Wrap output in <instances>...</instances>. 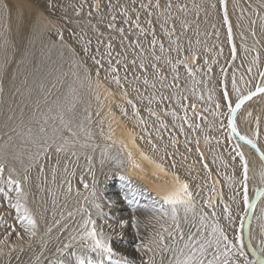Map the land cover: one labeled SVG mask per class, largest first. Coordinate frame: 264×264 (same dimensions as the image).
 I'll use <instances>...</instances> for the list:
<instances>
[{"label":"snow or ice","instance_id":"obj_1","mask_svg":"<svg viewBox=\"0 0 264 264\" xmlns=\"http://www.w3.org/2000/svg\"><path fill=\"white\" fill-rule=\"evenodd\" d=\"M86 0H82L79 6L72 5L76 8L75 15L79 16L81 11H83L84 3ZM135 3V0H133ZM223 5V22L227 26V38L231 43V59L234 62L237 58V47L233 41V31L232 23L229 19L227 0H220ZM31 0H4L2 8L9 18L16 14V16L23 20L27 18V14L31 11ZM99 13L100 11V0H94L93 5ZM110 7H114L111 4ZM48 7L50 9H55L56 5L54 0H48ZM140 9L147 10L148 17L154 15L153 10L160 9V0H148L147 3L141 2L139 5ZM172 5L169 2L167 8L171 9ZM213 8L216 7L215 4L212 5ZM151 9V10H150ZM183 10V8H181ZM136 13L135 20L129 14V10L126 7L121 8L123 19V24L129 25V32L132 31V26L138 30L139 35L143 36L151 30L152 40L150 43V49L154 61H160L161 57L157 56L156 44L157 39L155 35V30L152 28V20L148 19L146 21L148 28L141 27L140 24V12L135 8L132 9ZM256 15H259L258 10H255ZM43 17L46 27L49 30L54 29L55 34L58 36L60 44L62 47H69L70 51L74 56L77 55L75 48L65 43L64 31L61 26H58L57 22L44 16L43 13L39 14ZM89 17L92 16V12L87 13ZM163 15V13H161ZM159 18V17H157ZM67 20L66 17H64ZM264 19V18H262ZM116 16L112 15L111 22H109L106 27L115 33L119 34V43L122 47L125 45L127 40V35L124 27H117ZM72 23V21H68ZM79 25V21L75 22ZM89 23L91 21L89 20ZM256 21L253 20L252 24ZM161 28L165 35L169 37L171 44L176 47L177 53L183 51L181 46L178 44V38L176 40L172 39V32H169L164 25L161 24ZM94 31L98 33V38L96 40L95 51L92 50V40L87 37V33L81 28L80 32L69 30L72 37L76 39V42L80 45L81 51L84 56L92 61L93 68L87 67L86 59L76 60L75 67L77 69L83 68V77L81 78L78 72H73L76 80L80 83L81 87L87 86L88 90L92 92L97 101H108L109 98H114L116 96V91L113 87L118 90L120 98L123 103L117 105L121 115L129 120H134L135 125L141 130L139 137L134 132H129L131 147L139 148L136 141L137 138L145 140L146 143L151 145L153 152L162 151L157 143L153 142V133H155V139L162 141L164 137L161 135V131H166L168 125L161 118L157 111H154L152 107L146 109L149 117H154L155 122L159 124L158 128H152L148 119H145L141 115V109L138 107L137 100L143 102L148 101L149 105L153 103H163L168 97L160 93L159 96H145L141 93L139 88H133L136 92V99L129 97L128 88L125 86L126 83H131L128 81V62L127 52L125 51L123 55L121 52H115L113 40L116 39L115 36H110L107 42L99 37L104 35L100 32L98 28L93 26ZM175 29L173 28V31ZM252 36L255 37V31L252 30ZM258 43V41H257ZM104 45V50L101 52L100 46ZM129 48H139V54L136 59H132L130 63L134 67H139L145 73H147V67L145 65L142 57L144 56V48L140 46V41L137 38L135 45L131 42L128 43ZM159 50L161 53L165 52L163 43H160ZM223 49L220 50L222 53ZM244 51L248 52L247 46L244 47ZM255 51V49H252ZM137 59H140V63L137 65ZM189 59L193 62L199 59L195 51L191 52L190 57L184 56L182 59L177 58L175 63H173L171 57L166 58L165 63L171 66L173 75V82L179 79V73L177 68L179 65H183L188 76L192 79L194 85L203 84L205 90L207 91V97L203 94H199L197 98L200 101H207L210 105H214L211 109L212 115L219 120L218 131H221V135L228 141H231L232 151L229 152V156L232 161L235 162L239 158L241 166V176L239 179L235 175L231 177H226L228 180V188L231 195L228 196V203L224 202L225 193L223 191H217L215 187V182L209 187L206 197H201L202 202H198L194 197V193L188 180L181 179L180 175L175 171L178 167L177 161L173 159L171 161V172L172 176V186L169 190L164 191L163 194L157 193L155 196L150 197L151 203L144 204L140 206L137 197L144 195L147 190L141 187L134 186L130 180L124 175H120V179L127 181L126 191L122 199L127 201L128 204L132 205L131 211L132 215L130 221L128 219H119L117 221L118 229L113 228L112 224H109L107 219L104 220V225H107L109 231H105L104 226L97 225V221L93 219L92 211L88 206H81L75 210V212H68V217H73L77 214L81 216V222L79 223L78 230L73 229L69 233L66 243H62L60 246L55 248V251L51 254L52 257L49 260V264H136V261L130 259L128 256L121 255L118 253L114 246V236L123 237V229L127 227H132L135 229V236L138 238L137 243L134 245L135 251L139 253L141 260L140 264H264V228H261L258 234L254 236L252 231V221L256 219L255 210L261 202H264V169L261 171V185L254 186L251 190L249 189V162L246 158L244 152V146L249 147L254 150L260 157L261 161H264V149H262L259 138H260V125L259 117L256 118V129L252 135H248L241 132L240 126L238 125V115L240 111L244 108L245 104L251 101L254 97L258 95H264V71H259V60L260 56L257 52L255 57H253L252 64L256 65L258 68L259 80L255 84L254 88L251 87V77L252 66L250 65L247 72L250 76L249 80H245L244 76L239 77V82L237 79L236 72L233 71L231 75V91L229 89V74L225 67H221V94L216 95V88L209 87V82L212 79V64L216 63L215 60L209 62L206 58L204 59V66L198 64H189ZM230 66V65H229ZM151 67L156 70V75L161 81V87H164L163 81L165 77L160 73L157 68L156 63H152ZM121 69L124 71V75H121ZM103 72V76L101 73ZM200 73L202 76L207 77L206 80H197L196 76ZM136 81L140 80L139 76H134ZM143 84L147 87L150 86L153 90L156 89L155 83H150L149 79L145 75L143 78ZM243 85V86H242ZM168 87H177L175 83H170ZM3 91L2 85H0V92ZM191 92L196 95V88L193 87ZM77 90L75 88H70L71 100L67 97L64 102H58L56 104V110L50 107L47 114H43L40 119L34 122L38 125V128L33 129L32 127H27V142L34 144L37 151L32 154L29 158L34 161H39L42 157H48L53 151L56 153L71 151V154L79 159L80 155H84L87 160L88 172L92 175L91 185L83 181L81 177V183L85 189L86 194L83 195L84 205H91L96 210L98 216L104 217L108 216L109 213L104 212V206L97 202L98 199V184L99 181L96 178V173L93 165V156L87 151H81L78 153L75 149L77 146L81 150L91 149L95 152L100 146L95 143V137L90 128H86L84 121L89 124L92 122V112L85 109V115L79 122H77L76 113V103L79 100L76 94ZM176 97V104L181 109L183 115L178 113L175 109L167 110L162 109L165 115H170L176 123L174 128L178 129L180 133H185V124L187 128L192 132H195L201 126L200 124L192 123L193 117L188 115L189 110L193 112V116L197 119H206L200 113H196L195 103L186 105L183 101L188 99L187 96L174 93ZM104 104L101 103L100 110L102 111ZM129 107L131 108L132 115L129 116ZM203 111H209V108H204ZM96 115L99 116L100 112L97 111ZM108 116H111V121L108 124V131L105 134L103 128L104 119L99 121L100 136L107 141H111V144H106L104 148L100 150V165L103 167L106 161H113L115 167H123V157L121 155V150L117 149L116 154L112 155V148L116 145L117 141L113 139L115 134V129L112 127V122H117L115 114L112 113L109 107ZM252 116L251 110L247 112V118ZM247 118L245 123H247ZM107 119V116L105 117ZM49 121H52L49 130ZM32 121H30L31 123ZM58 122V123H57ZM21 126L23 125V120H21ZM151 129V130H150ZM67 132L69 135L65 136L64 133ZM81 133L84 135L83 141L81 140ZM169 140L173 146L176 148L177 138L176 136L170 135ZM205 143L209 142V137L205 135ZM59 141V142H58ZM221 139L217 138L216 143L220 144ZM123 150L129 149V144L125 143L123 139L119 141ZM190 143H194L195 151L203 160V152L200 151V139L196 137L194 141H189L187 135L185 134L184 147L188 152L192 151L189 147ZM178 150V149H177ZM165 155L160 157L163 161L165 156H171L172 153L167 152V145L163 149ZM140 155L150 164L154 165L158 173H163L164 175H169L168 169L164 167L163 163H158L152 156L141 151ZM127 156L131 160L133 153L132 151H127ZM182 159L186 161L187 156H183ZM133 167L140 168V165L132 161ZM215 163V160H213ZM224 167H228V162L222 160ZM203 169L207 172L208 179H211L212 171L208 164L203 163ZM143 170V169H141ZM64 171L67 173L68 169L65 168ZM191 168L189 167L188 174L191 175ZM5 165L0 163V193L4 194L5 199L8 202V207L15 210L17 220L22 224L25 229L26 235L29 241V247L32 246L33 238L38 235V225L35 217L33 216L31 210L27 206L28 194L24 189V182L29 180V176L25 174L22 179L14 178L19 177V173L16 172L15 168L9 170L7 177L4 175ZM27 172V169H25ZM40 172H44L43 165L40 166ZM235 172V169H233ZM71 175H75L72 172ZM56 169L53 168L52 179L55 182ZM157 178H159L157 176ZM67 184L66 193L71 194L73 191V186L70 181H65ZM208 181H205V185ZM239 185V187H237ZM198 189L200 185L196 186ZM14 194V195H13ZM55 196V193H52ZM76 195L81 196L82 193L79 189H76ZM199 195V192L196 193ZM216 197H219L217 200ZM114 201L108 202V207L111 208ZM53 204H55V199H53ZM142 210L149 212L154 218L158 225L159 231H156L151 237L145 241L140 238V219L136 216L137 210ZM219 210V211H218ZM55 217V213H53ZM61 219H64L63 213H61ZM259 219L264 220V209L261 211V216ZM223 221V223H222ZM3 222V215H0V223ZM61 226V220L53 219L52 225L47 227L46 235L51 234L53 228ZM64 229L67 225L63 226ZM14 230V229H13ZM0 240V245L6 244L8 241V235ZM17 239H23L22 236L17 234ZM58 239V238H57ZM41 245V251L35 255L34 264H42V259L45 257V252L48 249L49 241L41 238L39 241ZM15 249V245L11 246ZM21 251L23 249L21 248ZM3 252L2 247H0V253ZM147 253V255H145ZM30 264L32 262L30 261Z\"/></svg>","mask_w":264,"mask_h":264},{"label":"bare ground","instance_id":"obj_2","mask_svg":"<svg viewBox=\"0 0 264 264\" xmlns=\"http://www.w3.org/2000/svg\"><path fill=\"white\" fill-rule=\"evenodd\" d=\"M230 1L235 2L236 0ZM263 1L264 0H261L262 7L259 10L260 17L264 14ZM3 3L4 0H0V85L3 87V91L0 92V163H4L7 176L11 168H15L16 172L19 173V177H16V175L13 174L14 178L22 179L25 174L29 176V180L24 182V189L28 194L27 206L37 221L38 235L33 238L31 242L32 246L29 247V241L25 229L17 220L15 210L6 206V210L9 211L7 214L5 208L3 209L1 204L0 215H7L11 218L9 221L12 222V227L8 229V227L6 228L2 226L4 223L7 224L6 222L3 221L0 223V240H3L5 235L11 233L8 235L7 243L0 245L3 249V252L0 253V264H30V261L34 264L35 255L41 251V245L39 243L41 238L49 241L45 257L42 259V264H49V260L54 258L51 254L55 251V248L62 243H66L69 233L72 232L73 229L78 230L79 223L81 222V216L79 214L73 217H68V212H75V210L81 206H88L92 211L93 219L97 221L98 226L103 225L106 229L107 225H104V220L107 219L108 223L112 224L113 228H116L117 231H119L118 225L113 221L116 219V216L125 210L131 212L130 214L132 215V205L122 199L126 191L127 181L120 179L121 174L126 176L134 186L147 190L144 195L137 197L140 206L150 204V197L155 196L158 192L163 194L164 191L169 190L172 186L171 172L173 169L171 168V161L173 159H175L178 164L175 171L180 175L181 179L187 180L189 171L188 161H184L182 158L178 157H183V155L177 150V147L173 148L169 140V136L173 135V129H175L176 132H179L178 129L174 128L176 121H174L170 115H165L164 111H162V109H179V106L177 104L175 107L165 106L163 103L158 102L149 105L147 100H144L143 102L137 100L138 107L141 109V115L149 120L152 128H158L159 124L155 122L154 117L148 116L146 109L149 106L159 113L161 118L168 125V129L166 131H161V135L164 137L162 141L156 140L155 133H153V142L157 143L162 151L153 152L151 145L146 143V138L145 140L137 138L136 143L139 148H132L128 133L134 132L137 137H139L141 130L135 125L134 120H129L121 115L117 105L123 103V100L120 98L118 90L113 87V90L117 93L114 98H109L108 101H103V99L102 101H97L94 94L88 90L87 86L85 85L84 87H81L80 83L73 75V72H78L81 78L83 77V68L77 69L75 67L74 62L78 59H86L87 67H94L92 61L84 56L80 46L77 43L76 45L73 40L69 41L70 46L75 48L77 55L74 56L70 51L71 53L62 56L59 53V46L55 44L56 42H52V38L51 40L43 38L40 40V46L37 48H31L30 51L27 49L23 50L19 43L20 40H16L6 32L8 29H4L5 23H10V18L2 8ZM30 7L31 11L27 14V18L22 20L25 23V28H29V31L32 32L33 37H30V40L34 41V33L31 29L35 30L36 33L48 31L45 32V34H48L51 31L46 27L43 17L39 15L40 13H43L44 16L56 21L58 26H61L62 28L65 27L64 16H67L65 10L57 7L54 10L50 9L47 0H31ZM259 15H256V17ZM258 22L259 27L256 23L255 25L260 29L261 36H263L264 22L263 20H259ZM3 29L6 30V33ZM257 29L256 33H259ZM257 35L260 36L259 34ZM252 55L255 56L254 54ZM101 76H103V72L101 73ZM187 80L189 81V79ZM128 81L131 82L129 79ZM132 81L136 84L133 82L125 84L128 88L130 98L136 99L137 96L136 92L133 91V88H139L141 93L145 96H154L156 94L155 90L150 86L146 87L143 84V81L137 82L135 79ZM70 88H75L77 90L76 94L79 97L75 109L77 113V122H79L85 115V109L92 112V122L89 124L87 121H84V123L86 128L91 129L95 137V143L100 147L97 148L95 152H92L91 149L81 150L78 146L75 150L78 153L81 151H87L93 156L96 178L99 181L98 189L103 194L101 197V203L104 206V212L109 213L108 216H98L95 208L91 205H84L83 195L86 194V192L83 183H81V177H83V181L89 185H91L92 182V175L88 172V162L84 155L81 154L77 160V158L71 154V151L56 153L53 149L48 157H42L39 161H34L29 158L37 151V148L34 144L27 142V127H32L33 129L38 128V125L34 121L40 119L43 114H47L50 107L53 109V112H55L56 104L58 102H64L66 97L71 100ZM199 94H203L205 98L207 97L206 91L196 93L195 96L197 97ZM260 96L262 95H258L253 99ZM101 103L104 104L102 111L100 110ZM109 107L111 108L112 113L115 114L116 121H118V123L112 122V127L115 129L113 139L117 141L116 145L112 148V155L116 154L117 149L121 150V155L124 160L123 167L121 168L115 167L113 161H106L103 167H101L99 163L100 150L104 148L106 144H111V141L105 140L99 133V121L104 119L103 128L105 134H107L108 124L111 121V116H108ZM97 111L100 112L99 116L96 115ZM180 114L183 115L182 111ZM131 115L132 112L129 107V116ZM106 116L107 119H105ZM212 118L214 119L212 121L216 122V117L212 115ZM21 120H23L24 126H21ZM30 121L32 122L30 123ZM51 123L52 121H49V130ZM185 131L187 133L190 132L187 128V124H185ZM241 132L244 133V129ZM252 133L250 132L249 134L252 135ZM64 135L67 136L69 134L65 132ZM80 135L81 140L83 141V133ZM121 139L129 144L128 150L133 153L131 160L127 156L128 150H123L119 143ZM259 143L262 149H264V145L261 141H259ZM165 145H167V152L172 153V155L165 156V159L161 161L160 157L165 155L163 151ZM221 145L217 144V146L222 147H217V149H219L218 154L216 153L217 157L221 155L219 154L221 153L220 149L224 150V144ZM207 146L208 143H205V140L202 139L199 147L200 151L204 154V160L208 157ZM141 151L152 156L158 163H163L164 167L168 169L169 175L166 176L163 173H158L154 165L142 158L140 155ZM213 152L215 153V151ZM244 152L247 157L251 156L249 150L244 149ZM225 153L223 152L222 154ZM133 160L140 165V168L133 167ZM41 165L44 167L43 173L40 172ZM53 168L56 169L55 182H53L52 179ZM65 168L68 169L67 173L64 171ZM25 169H27V172H25ZM72 172H75V175H71ZM251 172L253 175L254 171ZM255 173H257V171H255ZM157 176L159 178H157ZM65 181H70L73 186V191L70 195L66 193L67 184ZM212 181L215 182L217 191H222V182L216 172L212 173ZM76 189L80 190L82 193L81 196L76 195ZM53 192L55 193V196H53ZM53 199H55V204H53ZM216 199L218 200L219 197H216ZM1 201L2 200L0 199V202ZM109 201L115 202L111 208L108 207ZM224 202L228 203L225 196ZM53 213H55V217L53 216ZM61 213H63L64 219H61ZM135 214L140 219V238L144 237L145 239H149L152 234L160 230L157 221L152 218L149 212L139 210ZM255 216H257V212L255 213ZM111 217L113 219H111ZM54 218L61 220V226L53 228L51 234L46 235L47 227L52 225ZM128 220L130 221V218H128ZM254 220L255 219H253V221ZM64 225H67L66 229H64ZM125 228L128 227L126 226ZM17 234L22 236L23 239H17ZM118 239L120 238L114 236L113 246L117 252H121L126 244L121 243L123 247L120 246ZM129 240L131 243L127 246L134 247L138 238L130 236ZM12 245L16 246L15 249L11 247ZM21 248L23 251H21ZM134 255L137 254L134 253Z\"/></svg>","mask_w":264,"mask_h":264},{"label":"rangeland","instance_id":"obj_3","mask_svg":"<svg viewBox=\"0 0 264 264\" xmlns=\"http://www.w3.org/2000/svg\"><path fill=\"white\" fill-rule=\"evenodd\" d=\"M81 2L82 0H54L56 7L65 10V12L67 13V16H64L67 18V20H65V27L63 28L65 43L67 45H70L69 41L73 40V42L76 44L77 43L76 39L71 36L69 30L71 29L79 33L80 29L82 28L84 32L87 33L86 38H90L92 40L91 48L93 51H95L96 40L98 38V33L93 29V26H95L100 30V32L104 33V35L102 37H99V39H102L105 42H107L110 36L116 37V39L113 40L115 52H121L122 55L125 51L127 52L126 62H128V66H129L127 76L131 82L135 83L134 81H132L134 80V76H139L140 80L137 82H142L143 78L146 75L150 83L156 84L155 93L157 95L156 94L155 95L159 96L160 93H163L164 96L168 97V99L163 102V105L165 106L175 107L176 97L174 96V93H179L187 96L188 99L186 101H183L186 105L190 106L191 104L195 103L196 113H200L203 117H206V119L195 118L193 116V112L191 111V109L189 110V115L190 117H193L192 123L200 124L201 127L197 129L195 132L189 130L190 132L187 133L185 131L184 134L180 132H176V130L173 129V136H176L178 141L176 147L183 156L188 157L187 161L189 167L192 170L191 175L189 174L187 175V180L194 193V197L198 202H200L201 197H206L209 187L213 183L212 175H211V179L209 180L207 176V172L203 169L202 165L203 163L206 162L209 168L211 169L212 173L216 172L219 179L221 180L222 182L221 190L225 193V197L228 200V196L231 195L232 193L228 188V180L226 179V177H231L235 175V177L239 179L241 176V166L239 159L237 158L236 161L233 162L231 157L229 156V152L232 151V147H231L232 142L226 140L221 135V131L217 130L219 120L216 118L217 119L216 122L212 121L214 119L212 118L211 109L214 107V105H210L209 103H207V101H200L191 92V89H193V87L196 88V93L206 91L204 85L203 84L194 85L192 79L188 76L183 65L178 66L177 71L179 73V79L173 82L174 73L172 72L171 66L165 63V60L166 58L171 57L173 63H175L178 57L181 59L184 56L190 57L192 51H195L197 53L199 59L196 60L195 62L189 59V64L195 63L203 67L205 58L209 60V62L215 60L216 63L211 65L212 79L209 82V87L216 88L217 96L221 94V71H220L221 67H225L227 69V72L229 74V89L231 91V75L233 71L236 72L238 82H239V77L241 75L244 76L245 80H249L250 76L247 72V69L251 65L252 66L251 77H254V79H251L250 86L254 88L255 84L259 80V76H258L257 66L252 64L253 57H255L252 54L256 55L257 52L259 53L260 56L259 71H264V35L261 36L260 29L258 28L259 27L258 21L263 20L264 22V19H262L264 18V14H262L263 16L261 17L260 15L256 17V12L254 11L255 9L258 10L259 12L260 8L262 7L261 0H236L235 2L227 0L229 19L232 23L233 41L235 42L237 47V58L234 62L231 59V43L227 38V26L223 22V5L220 3V0H160L161 7L158 10H153L154 15L152 17H148L147 10L140 9L139 7L141 2L147 3L148 0H135V3H133V0H100L99 13H97L95 7L93 6L94 0H89V3L84 4L83 11H81L80 15L76 16L75 15L76 8L72 7V5L79 6ZM169 2L172 5L171 9L167 8V4ZM153 3H155V0H153ZM110 4L114 7H110L109 6ZM213 4L216 5L215 8L212 7ZM122 7L128 8L129 14L132 16L133 20H135L136 13L133 12L132 9L135 8L136 10H138L140 12V24L141 27L143 28L147 29L148 25L146 21L148 19L152 20V28L155 30V35L157 39L155 54L161 57L160 61L153 60V56L150 49V43L152 40L151 30H149L146 35L141 36L139 35L138 30H136L133 25L132 31L129 32V25L123 24L124 17L122 16L121 13ZM181 8H183V10H181ZM89 11L92 12L91 17L87 15ZM161 13H163V15H161ZM112 15L116 16L115 23L117 27L125 28L127 40L125 41L124 47H122L119 43L120 40L119 34L113 32L112 30L106 27V25L109 22H111ZM9 20L10 23L8 24L5 23L4 26V29L6 30L8 29V30L6 31L3 29V31L9 33L16 40H20L19 43L23 50L27 49L30 51L31 48H37L38 46H40L39 42L41 39L46 38L47 40H51L52 38V42L53 43L56 42L55 44L59 46L60 55L63 56L64 54L71 53L69 47L61 46L59 38L55 34L54 29H52L51 31L49 30L50 32L48 34H45V32L48 31H42L41 33H36L35 30L31 29L34 33V41H32L30 40V37H33L32 32L29 31V28L28 29L25 28L24 26L25 23L21 19H19L15 13L12 15V17ZM89 20L91 21V23H89ZM253 20L256 21L258 27H256L255 24H252ZM68 21H72V23H68ZM76 21L80 22L79 25L75 23ZM161 24H163L164 28H167L169 32H172L173 40H176L178 38L177 42L183 49L182 52L177 53V51L175 50H170V49H175L176 46L170 43L169 37L165 35L164 31L161 28ZM173 28L175 29L174 31ZM256 29L259 31V33H256ZM252 30L255 31V37H253L251 34ZM257 34H259L260 36H258ZM137 38L140 41V46L144 48L145 54L142 57V59L144 60L145 65L147 67V73H145L139 67H134L130 63L132 59L137 58L140 49L138 47L129 48L128 43L131 42L133 45H135ZM160 43H163L164 45L165 48L164 53H161L159 50ZM245 46H247V48L249 49L248 52L244 51ZM100 49L101 52H103L104 45H101ZM221 49H223L222 53L220 52ZM252 49H255V51H252ZM139 63H140V59H137V65ZM152 63H156L157 68L160 70V73L164 75L165 77V80L163 81V84L165 85L164 87H161V81L159 80V77L156 75V70L151 67ZM121 75L122 76L124 75L123 69H121ZM187 79H189V81ZM196 79L206 80L207 77H204L200 73H198ZM170 83H175L176 85H178V88L168 87L167 85ZM204 108H209V111L206 112L203 111ZM172 109H175L178 113L181 112L180 108L179 109L172 108ZM248 110H251L252 112V116L250 118H247ZM257 117H259V125H260L259 141H261V143L264 145L263 142L264 141V95L246 103L244 108L239 113L238 125L240 126L241 131H243L244 129V133L248 135H250L249 134L250 132L251 133L254 132L256 129ZM246 118H247V123H245ZM185 134L187 135V139L189 141H194L196 137H199L201 141L202 139H204L205 135L209 137V142L207 146L208 159L206 158L205 160L204 159L201 160L200 156L195 151L194 143L189 144V147L192 148V151L191 152L187 151V149L184 147ZM217 138L221 139V141L224 142V143L223 142L220 143V145L224 144L223 145L224 150L220 149L221 153L219 154L221 155H219L218 157L217 154L219 152L218 151L219 149H217V147L218 148H222V147L217 146L216 143ZM244 149H247L251 152L250 157L246 156L249 162V170H250L249 189L251 192L254 186L261 185V171L264 165L261 159L252 151V149H250L247 146H244ZM222 150L224 153L225 152L226 153L222 154L223 153ZM213 151H215V153ZM178 157L182 158L180 156ZM221 157L222 159L224 158L223 159L224 161L228 162V167H224V165H222L223 163L221 162L222 160ZM213 160H215V163H213ZM233 169H235V172H233ZM251 171H254L253 175ZM255 171H257V173H255ZM4 175L5 177H7L6 172H4ZM205 181H208L207 185H205ZM197 185H200L201 187L198 189L196 187ZM237 187H239V185H237ZM197 192H199L198 196L196 195ZM102 196H103L102 192L99 191L97 202L100 204H102L101 203ZM0 199L2 200L1 202H3V203L0 202V205L2 204L3 206L0 207H2L3 209L5 208V212L8 214L9 211L6 210V206L8 207V205L3 193H0ZM262 209H264V202H261V204L257 206L255 211V213L257 212V216L256 219L252 222V231L254 236L259 233L261 228H264V220L259 219V217L261 216ZM137 211H139V209ZM130 213L131 212L125 210L121 212L119 215H117L116 219L113 221L115 222V224H117V221L119 219H128L131 217ZM10 219L11 218H9L7 215H3V221L6 222L7 224L4 223L2 224V226L6 228L8 227V229L11 228L12 222L9 221ZM111 219L113 218L111 217ZM106 229L109 230L108 228ZM106 229L105 231H107ZM123 231H124L123 237L122 238L119 237L120 239H118V241L120 242L119 244L120 246L123 247L121 243L123 244L125 243L126 245L123 247V250L118 253L124 256H128L129 258L135 260L136 264H140L141 257L139 253L135 251V248L133 246L132 247L127 246L128 244L131 243L129 240L130 236L136 237L135 229L132 227H128V228H124ZM141 238L144 239L145 241L148 240L145 239L144 237ZM134 253L137 255H134ZM145 255H147V253Z\"/></svg>","mask_w":264,"mask_h":264},{"label":"water","instance_id":"obj_4","mask_svg":"<svg viewBox=\"0 0 264 264\" xmlns=\"http://www.w3.org/2000/svg\"><path fill=\"white\" fill-rule=\"evenodd\" d=\"M241 112V111H240ZM238 122V121H237ZM256 155H257V153L254 151V150H252ZM258 156V155H257ZM259 157V156H258ZM260 158V157H259ZM263 164H264V161H263ZM253 222V221H252ZM251 227H252V225H251Z\"/></svg>","mask_w":264,"mask_h":264},{"label":"built area","instance_id":"obj_5","mask_svg":"<svg viewBox=\"0 0 264 264\" xmlns=\"http://www.w3.org/2000/svg\"><path fill=\"white\" fill-rule=\"evenodd\" d=\"M87 3H89V0H87V2H85L84 4H87Z\"/></svg>","mask_w":264,"mask_h":264}]
</instances>
